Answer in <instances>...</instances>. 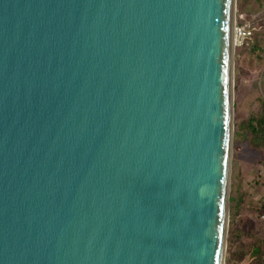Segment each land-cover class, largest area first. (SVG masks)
<instances>
[{
	"label": "water",
	"instance_id": "water-1",
	"mask_svg": "<svg viewBox=\"0 0 264 264\" xmlns=\"http://www.w3.org/2000/svg\"><path fill=\"white\" fill-rule=\"evenodd\" d=\"M236 0H0V264H222Z\"/></svg>",
	"mask_w": 264,
	"mask_h": 264
},
{
	"label": "rangeland",
	"instance_id": "rangeland-1",
	"mask_svg": "<svg viewBox=\"0 0 264 264\" xmlns=\"http://www.w3.org/2000/svg\"><path fill=\"white\" fill-rule=\"evenodd\" d=\"M235 9V19L245 12L252 30L249 37L234 39L231 56L229 205L222 264H264V0H236ZM251 13L259 14L251 18Z\"/></svg>",
	"mask_w": 264,
	"mask_h": 264
},
{
	"label": "built area",
	"instance_id": "built-area-1",
	"mask_svg": "<svg viewBox=\"0 0 264 264\" xmlns=\"http://www.w3.org/2000/svg\"><path fill=\"white\" fill-rule=\"evenodd\" d=\"M240 19V22L238 20ZM252 30L251 23L245 20L243 15H239L238 18L235 19L233 25V37L234 39H242L250 36Z\"/></svg>",
	"mask_w": 264,
	"mask_h": 264
},
{
	"label": "crops",
	"instance_id": "crops-1",
	"mask_svg": "<svg viewBox=\"0 0 264 264\" xmlns=\"http://www.w3.org/2000/svg\"><path fill=\"white\" fill-rule=\"evenodd\" d=\"M256 9H257V8L254 7V10H256ZM258 14H259V13H251V14H250V17H251V18L258 17ZM241 15L245 16L246 13H245V12H241ZM237 20H238V19H237ZM238 22H240V19L238 20Z\"/></svg>",
	"mask_w": 264,
	"mask_h": 264
},
{
	"label": "trees",
	"instance_id": "trees-1",
	"mask_svg": "<svg viewBox=\"0 0 264 264\" xmlns=\"http://www.w3.org/2000/svg\"><path fill=\"white\" fill-rule=\"evenodd\" d=\"M254 7H258V4H256L255 2L253 3V7H252V10H254ZM261 125L263 126L264 125V119L262 120L261 122ZM258 137V136H257ZM257 139V138H256Z\"/></svg>",
	"mask_w": 264,
	"mask_h": 264
}]
</instances>
